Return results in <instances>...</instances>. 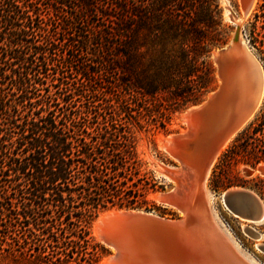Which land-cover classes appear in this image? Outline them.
Wrapping results in <instances>:
<instances>
[{
  "label": "trees",
  "instance_id": "1",
  "mask_svg": "<svg viewBox=\"0 0 264 264\" xmlns=\"http://www.w3.org/2000/svg\"><path fill=\"white\" fill-rule=\"evenodd\" d=\"M226 35L217 0H0V264H100L98 214L166 186L141 172L140 119L199 102Z\"/></svg>",
  "mask_w": 264,
  "mask_h": 264
},
{
  "label": "water",
  "instance_id": "2",
  "mask_svg": "<svg viewBox=\"0 0 264 264\" xmlns=\"http://www.w3.org/2000/svg\"><path fill=\"white\" fill-rule=\"evenodd\" d=\"M240 2L241 14L247 16L254 0ZM229 17L234 21L236 13H230ZM239 32L240 25H237L232 39L212 55L213 61L220 64L221 70H216V73L219 74L221 83L198 104V109L187 113L191 118L199 114L203 121L209 120L210 111L213 113L214 127L209 138L208 161L202 165L200 153H185L192 140L187 141L183 134H174L164 145L165 151L178 162V166L174 169L163 168L174 186L159 192L160 201L177 206L183 215L165 217L139 208L112 207L103 210L102 212H110L98 220L95 237L110 250L104 258V264H250L235 251L227 236L202 206L203 195L200 190L206 169L215 153L229 137L241 129L257 102V95L250 97L243 110L234 103L233 82L230 78H235L240 73V59L232 52V46L239 44ZM246 48L245 61L263 76L261 63L250 48ZM223 109L235 111L236 115L224 112ZM193 146H196V142H193ZM187 160L195 162L198 167L197 175L192 176L193 195L188 193L189 184L183 174L187 170ZM222 200L232 213L250 222L264 220V207L260 197L249 189H227L222 194ZM246 230L255 237L259 235L251 227ZM260 249L264 251V244Z\"/></svg>",
  "mask_w": 264,
  "mask_h": 264
},
{
  "label": "rangeland",
  "instance_id": "3",
  "mask_svg": "<svg viewBox=\"0 0 264 264\" xmlns=\"http://www.w3.org/2000/svg\"><path fill=\"white\" fill-rule=\"evenodd\" d=\"M217 1L222 24L226 28L227 35L226 42L219 47H215L210 53L209 60L214 68V82L212 88L199 102L172 112L169 115V119L164 120L163 126L162 124H158V122L153 124L146 118H141L140 125L135 130V135L138 139L139 157L144 162L141 172H150L155 180L166 185L165 189L150 193L147 196L148 203L139 207V209L152 211L161 216L177 217L181 215V213L174 207L157 201L153 196L159 192L167 191L174 186V182L163 172V168L174 169L178 166V162L160 146V138L180 133L181 129H186L187 127L182 119V114L188 108L196 106L202 102L205 97L214 91L219 85L220 82L218 81L216 74L217 67L216 63L213 61L212 55L213 52L227 44L232 39L233 32L237 25L235 21L230 19L229 14L236 13L239 15L241 13L240 0ZM259 3L260 0L255 1L248 15L240 24V33L246 41L247 46L261 63L264 70L263 53L257 49V47L264 49V44L262 46L260 43L253 45L249 42L250 22L253 19L254 13L258 11ZM263 116L264 95L255 115L244 124L242 129L233 136L228 145L216 156L205 181V188L210 197V212L214 215L216 221L219 222L218 224L221 225L222 230L226 231V233H224L231 237L229 238L233 240V243L235 242L234 244L237 245L236 247H238L246 258L252 260L255 264H264V251L260 249L259 246L258 248L256 246V244H264V220L261 223H251L240 217H236L224 204L222 194L227 189L241 187L255 192L264 202V128L260 131H255L253 129L261 120H263ZM163 138H161V141ZM258 167L263 169L260 170ZM94 221L92 223V234L96 239L93 230ZM247 226L252 227L257 231L260 238L251 236L246 230ZM109 252L110 250L108 249V253ZM106 255L101 259L100 264H102Z\"/></svg>",
  "mask_w": 264,
  "mask_h": 264
},
{
  "label": "bare ground",
  "instance_id": "4",
  "mask_svg": "<svg viewBox=\"0 0 264 264\" xmlns=\"http://www.w3.org/2000/svg\"><path fill=\"white\" fill-rule=\"evenodd\" d=\"M255 1L256 0H254V3H255ZM254 3L252 4L251 8L253 7ZM240 6H241V2H240ZM251 8H250V10H251ZM245 17L246 16H243L241 13L239 15L236 14V18L234 19L236 25H240L244 21ZM246 47H248L246 44V41L243 39V37L241 36V33L239 32V44L237 43V44L232 46V52L234 53V55L236 57H239V59H240L239 64H238V67L240 69V73L237 75V77L230 78V80L233 82L234 103L238 108L243 110L245 107V103L248 101V99L250 97H254L257 95V102L255 105V108L253 109V111L251 112L250 116L247 118V121L244 124H246L255 115V113L259 109V106L261 104V101H262V98L264 95V75L263 76L259 75L257 69H255V67H253L250 63L245 61L244 57H245L247 49H248ZM215 54H216V52H213V55H215ZM216 67H217V70L219 72L221 70L220 64L216 63ZM216 74H217L218 81L221 83V80L219 78V74L218 73H216ZM198 108H199L198 105L192 106V107L188 108L187 111L182 114V119L184 120V123L186 124L187 128L181 129L180 134H183L185 136V139H187V141L192 140V142H189L191 144L187 146V150L185 151V153H188V154L193 153L195 155L200 153V155L202 156V165H203L205 162L208 161L209 138L211 137V131L213 130L214 123L212 122L213 121V113H211V111L209 112V120H207V121L201 120L199 114H196L193 118L188 116L187 113L189 111L196 110ZM221 111H222V109H221ZM223 111L227 112L231 115H236L235 111L228 112L227 110H224V109H223ZM242 127H241V129H242ZM189 129H190V132L188 133ZM235 134H233L231 137H229L225 141L224 145L215 153L213 159L210 161V163L206 169L205 179L200 184V188H201L200 190L202 191V195H203L202 206L209 212V214L213 218L214 222L216 223V225L219 227V229L223 233L224 232L226 233V231L222 230L221 225L218 224L219 222L216 221V219L214 218V215H212V213L210 212V209H209L210 197H209V194L205 188V181H206V178H207L208 173L210 171V168L213 164L214 159L221 152V150L228 145V143L230 142V140L233 138V136ZM172 137H173V135H168L165 138L161 137L163 139L161 141V138H160V141H161V142L159 141L160 146L164 149L165 143L169 139H171ZM193 142H196V146H193ZM186 164H187V170H185L183 172V174L186 175V177H187L186 182H187V184H189V187L187 189L188 193L193 195L194 191H193V188L191 187V185H193L194 178L192 176L195 177L197 175V172H198L197 168L198 167H197L195 162H192L189 160L186 161ZM258 169L262 170L263 168L258 167ZM161 170H162V168H161ZM197 187H199V185H197ZM153 196L157 201L161 202L160 201V193L154 194ZM260 200H261L263 207H264V202L262 201L261 198H260ZM169 206L177 209L181 213V216L183 215L181 209H179L177 206H174V205H169ZM108 212H110V211H104V212L101 211L98 215V218L94 221L93 230L95 232V235H96V225H97L98 220H100ZM233 215H235L236 217H240L234 213H233ZM240 218L247 221V222H250L247 219H244L242 217H240ZM261 222H263V221H261ZM261 222H254V223H261ZM251 223H253V222H251ZM247 227H249V226H247ZM250 234H251V236L255 237L252 233H250ZM226 236L229 239L232 247L235 249V251L237 253H239V255H241L247 261H249L250 264H255L252 260H249L248 258H246V256L238 249V247H236L237 245L234 244L235 242L233 243V240L230 239L231 237L228 236V234ZM258 237H259V235L256 236V238H258ZM256 240H258V239H256ZM256 246L258 248V246L260 247L261 245L256 244ZM105 260L106 259H104L102 261V264L105 263Z\"/></svg>",
  "mask_w": 264,
  "mask_h": 264
}]
</instances>
